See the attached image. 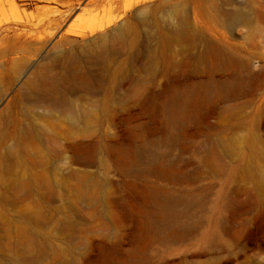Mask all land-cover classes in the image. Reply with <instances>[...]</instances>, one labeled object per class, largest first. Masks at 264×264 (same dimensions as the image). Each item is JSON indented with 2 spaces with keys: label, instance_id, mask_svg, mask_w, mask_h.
<instances>
[{
  "label": "rangeland",
  "instance_id": "rangeland-1",
  "mask_svg": "<svg viewBox=\"0 0 264 264\" xmlns=\"http://www.w3.org/2000/svg\"><path fill=\"white\" fill-rule=\"evenodd\" d=\"M135 2L120 1L134 5L119 21L128 41L102 72L100 92L77 79L62 89L64 108L18 105L33 116L45 157L38 163L17 151L14 163L0 158V264H264V0ZM101 4L81 0L62 30L105 22L116 11ZM54 8L62 7L0 0V112L56 51L53 38L11 78L4 26ZM231 12L241 20L231 24ZM143 18L150 52L132 66L127 58L142 38L133 25ZM77 143L92 145L90 161L75 157ZM114 143L129 150L123 165ZM13 176L40 182L15 191ZM155 186L172 199L165 226L148 211L145 192ZM20 230L34 247L15 257Z\"/></svg>",
  "mask_w": 264,
  "mask_h": 264
},
{
  "label": "bare ground",
  "instance_id": "bare-ground-1",
  "mask_svg": "<svg viewBox=\"0 0 264 264\" xmlns=\"http://www.w3.org/2000/svg\"><path fill=\"white\" fill-rule=\"evenodd\" d=\"M53 1L57 2L62 8H54L50 11V15L46 17L34 18L33 16H27L25 19L16 21L15 25H7L3 29L5 34H3L1 40L7 44L3 52L10 56L11 78L21 74L27 66V59L39 49L45 47L53 38H55V41L51 47L56 49L54 53L45 55L44 60L32 68L29 75L22 82L21 87H19V92L11 100V103H8L0 112V124L11 126V132L0 128V158L11 163H14L17 159V151L21 152L22 157L34 158L38 163L42 162L45 157L41 149L43 144L40 142L42 140H39V134L35 131L38 126L33 120V116L26 109H21L20 112L17 111L18 105L20 106L23 101H27L41 102L40 104H47L53 108L56 106L64 108L68 102L65 95L61 94L62 89L68 88L71 90L72 88L69 85L77 79L84 82L89 92L98 93L103 85L102 72L109 70L118 57L125 53L128 28L125 26V22L119 21L133 8V4H125L121 7V0H99L102 2V10L111 13L116 11L105 22L78 29L70 25L62 30L63 21L79 5L81 0ZM90 1L97 2V0ZM146 1L149 0H136L135 5ZM35 9L39 11L43 7H36ZM240 20L241 15L239 12L230 13L231 24H235ZM147 24L148 20L143 18L133 25L134 31L136 33L140 32L139 35L142 38L139 49L130 52L127 58L132 66L141 61L143 55L147 56L150 52L148 33L145 31ZM113 25L116 26L109 29ZM78 38L86 40L80 44ZM63 45H67V47L60 48ZM1 82L2 80H0V97L3 91ZM197 104L198 101H192L188 110L181 113V117L191 114V110ZM70 109V121L74 122L77 115L76 109L74 107H70ZM86 124L87 120L84 119L82 126L84 127ZM9 139L13 141L12 145L14 146H5L6 141ZM111 148L121 165L129 159V150L123 144L114 143ZM72 149L75 157L81 161H90L93 157L91 144L77 143L72 146ZM171 169V166H167L164 168L165 172L162 171L167 173ZM7 180H10L9 187L15 191L21 190V188L29 189L30 184L38 186L40 182L38 176H32L30 179L13 176ZM145 193L150 202L149 213L156 216L162 226L168 225L171 216L169 209L172 202L171 197L162 188L156 186L149 188ZM33 247V241L20 230L17 240L12 245L13 255L22 257L24 252L32 250Z\"/></svg>",
  "mask_w": 264,
  "mask_h": 264
}]
</instances>
